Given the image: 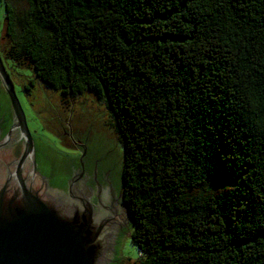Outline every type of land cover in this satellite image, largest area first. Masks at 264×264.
Instances as JSON below:
<instances>
[{
  "label": "trees",
  "instance_id": "16d2710c",
  "mask_svg": "<svg viewBox=\"0 0 264 264\" xmlns=\"http://www.w3.org/2000/svg\"><path fill=\"white\" fill-rule=\"evenodd\" d=\"M14 1L5 59L110 116L138 264H264V0Z\"/></svg>",
  "mask_w": 264,
  "mask_h": 264
},
{
  "label": "water",
  "instance_id": "95a60500",
  "mask_svg": "<svg viewBox=\"0 0 264 264\" xmlns=\"http://www.w3.org/2000/svg\"><path fill=\"white\" fill-rule=\"evenodd\" d=\"M0 78L14 115L0 144H11L14 131L24 142L22 155L3 161L0 174V264H112L117 233L130 219L127 207L103 191L88 194L80 186L67 196L49 185L37 170L34 143L1 55ZM0 99L4 103L1 93Z\"/></svg>",
  "mask_w": 264,
  "mask_h": 264
},
{
  "label": "rangeland",
  "instance_id": "374dc122",
  "mask_svg": "<svg viewBox=\"0 0 264 264\" xmlns=\"http://www.w3.org/2000/svg\"><path fill=\"white\" fill-rule=\"evenodd\" d=\"M21 14L27 8L25 0L12 2ZM4 5L0 3V48L7 45L3 35ZM0 55L25 115L27 128L37 144L41 168L51 172L54 188L69 196L70 190L84 186L92 194L103 191L122 205L123 150L111 125L104 105L93 94L84 92L65 98L59 90L40 81L25 63L22 65ZM0 93L7 104L6 91L0 78ZM79 162V163H78ZM80 164V169H69ZM98 170V171H97ZM99 173V183L92 187L89 178ZM102 173H106L104 177ZM76 177V178H75ZM73 181V182H72ZM82 190V189H81ZM79 190V191H81ZM131 221L116 236L112 264H138L140 254L132 243Z\"/></svg>",
  "mask_w": 264,
  "mask_h": 264
},
{
  "label": "flooded vegetation",
  "instance_id": "af4514ba",
  "mask_svg": "<svg viewBox=\"0 0 264 264\" xmlns=\"http://www.w3.org/2000/svg\"><path fill=\"white\" fill-rule=\"evenodd\" d=\"M7 98V104H4L0 101V143L4 141V139L8 136L10 133V130L14 124V115L13 111L11 108L10 100L8 96L6 95ZM1 100V99H0ZM18 134L17 131H14L10 140H12L11 144H5L0 147V174L2 175L4 171V163L3 161H12L18 159L23 152L24 149V142L21 139V137H16ZM35 147V159L37 163V170L48 180L49 185L53 188H58L59 184H55L52 181L51 177V172L48 169L41 168L40 162L38 160V149H37V144H34ZM79 163V162H78ZM80 164H77V166H74L72 163L69 166V169H80ZM98 171V170H97ZM104 177L106 176V173H102ZM76 178V177H75ZM99 173L97 172V175L94 177H90L89 181L91 182L92 187H95L96 183H99ZM102 192L99 194V196H102ZM107 196V194H104ZM109 196V195H108ZM107 196V198H108ZM112 195H110V198Z\"/></svg>",
  "mask_w": 264,
  "mask_h": 264
}]
</instances>
